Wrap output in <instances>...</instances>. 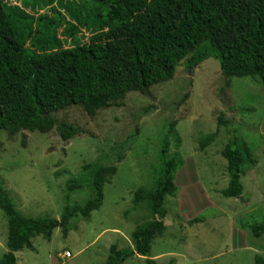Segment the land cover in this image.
Segmentation results:
<instances>
[{
    "label": "rangeland",
    "instance_id": "374dc122",
    "mask_svg": "<svg viewBox=\"0 0 264 264\" xmlns=\"http://www.w3.org/2000/svg\"><path fill=\"white\" fill-rule=\"evenodd\" d=\"M4 1L22 6V0ZM85 35L84 41L90 40ZM221 113L229 127L219 126ZM56 116L84 132L64 141L57 128L14 136L0 130V184L21 213L60 218L65 197L70 204H85L93 196L85 163L98 159L116 163L118 170L104 184L99 209L89 218L74 217L67 233L59 226L50 239L33 237L35 249L17 251V264H104L112 244L132 245L134 229L154 217L150 198L133 210V197L137 189L153 185L166 125L174 119L185 164L176 173L178 189L166 196V230L153 240L150 257L167 264H256L257 253L264 257V236L255 237L250 228L264 219V88L259 79H228L215 57L192 73L182 61L173 79L153 85L148 94L131 91L123 104L101 108L93 116L77 105ZM233 126L255 163H247L242 175L243 193L226 197L222 190L229 173L222 149ZM218 128L216 140L201 149L200 137ZM174 151L173 143L169 154ZM119 153L123 158L116 161ZM72 178H81L84 187L69 192ZM7 234L8 218L0 208V260L8 250ZM66 250L73 256H66ZM148 257L136 252L122 264H146Z\"/></svg>",
    "mask_w": 264,
    "mask_h": 264
},
{
    "label": "trees",
    "instance_id": "16d2710c",
    "mask_svg": "<svg viewBox=\"0 0 264 264\" xmlns=\"http://www.w3.org/2000/svg\"><path fill=\"white\" fill-rule=\"evenodd\" d=\"M46 7L44 13L38 11ZM209 57L219 60L226 78L248 76L264 88V0H22V6L0 0V130L14 136L57 128L69 141L84 130L58 119L56 112L77 105L93 116L101 108L123 104L131 91L148 94L153 85L173 79L182 61L192 73ZM176 124L174 119L166 125L153 185L137 189L133 197V210L150 198L154 217L134 229L132 245L112 244L104 264H122L136 252L149 256L146 264H167L150 255L153 240L166 230V196L178 189L176 173L185 164ZM223 124L231 125L221 113L219 126ZM232 129L222 149L229 173L222 190L226 197L243 193L242 175L247 163H255ZM218 132L201 136L200 148L211 145ZM173 143L175 151L169 154ZM122 158L119 153L116 161ZM83 170L93 196L85 204H70L65 197L60 218L21 213L0 184V208L8 218V250L0 264H17V251L35 249L33 237L50 239L59 226L67 233L74 217L89 218L102 206L104 184L116 174L117 164L97 159ZM84 183L72 178L67 190L82 189ZM250 228L255 237L264 236V219ZM255 263L264 264V257L257 253Z\"/></svg>",
    "mask_w": 264,
    "mask_h": 264
},
{
    "label": "built area",
    "instance_id": "2783aa9c",
    "mask_svg": "<svg viewBox=\"0 0 264 264\" xmlns=\"http://www.w3.org/2000/svg\"><path fill=\"white\" fill-rule=\"evenodd\" d=\"M65 255L68 257H72L73 253L70 250H66Z\"/></svg>",
    "mask_w": 264,
    "mask_h": 264
},
{
    "label": "crops",
    "instance_id": "0c3cea01",
    "mask_svg": "<svg viewBox=\"0 0 264 264\" xmlns=\"http://www.w3.org/2000/svg\"><path fill=\"white\" fill-rule=\"evenodd\" d=\"M73 256V255H72Z\"/></svg>",
    "mask_w": 264,
    "mask_h": 264
}]
</instances>
